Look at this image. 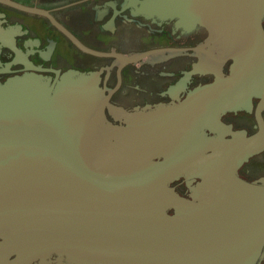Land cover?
Listing matches in <instances>:
<instances>
[{
	"label": "water",
	"instance_id": "95a60500",
	"mask_svg": "<svg viewBox=\"0 0 264 264\" xmlns=\"http://www.w3.org/2000/svg\"><path fill=\"white\" fill-rule=\"evenodd\" d=\"M135 13L180 27L219 18L222 40L238 42L227 46L235 67L178 108L172 129L187 140L170 142L164 126L129 153L116 136L94 138L103 112L91 76L0 84V250L14 256L4 264H255L262 253L264 188L235 175L257 143L234 139L224 153L199 130L264 91V0H144ZM180 176L211 177L187 200L168 191Z\"/></svg>",
	"mask_w": 264,
	"mask_h": 264
},
{
	"label": "flooded vegetation",
	"instance_id": "af4514ba",
	"mask_svg": "<svg viewBox=\"0 0 264 264\" xmlns=\"http://www.w3.org/2000/svg\"><path fill=\"white\" fill-rule=\"evenodd\" d=\"M142 1L0 0V84L28 75L49 84L67 73L91 76L103 112L95 139L116 136L129 153L152 145L165 126L170 142L187 140V130L172 129L175 113L195 91L230 75L236 50L227 46L238 42L222 40V21L216 17H199L185 27L177 26V19H146L135 13ZM223 25V31L232 27ZM261 26L264 32V16ZM199 134L204 142L218 140L224 153L223 145L234 139L257 143V150L235 167V175L264 188L262 89L239 107L221 112ZM209 155L203 151L204 157ZM210 177L180 176L168 191L191 200L193 189ZM6 229L0 228V242ZM11 252L0 250V264L14 258ZM255 264H264V249Z\"/></svg>",
	"mask_w": 264,
	"mask_h": 264
}]
</instances>
